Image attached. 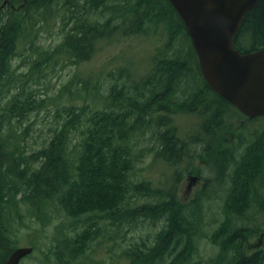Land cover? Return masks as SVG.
Instances as JSON below:
<instances>
[{
	"label": "trees",
	"instance_id": "obj_1",
	"mask_svg": "<svg viewBox=\"0 0 264 264\" xmlns=\"http://www.w3.org/2000/svg\"><path fill=\"white\" fill-rule=\"evenodd\" d=\"M2 8L0 264L18 247L17 232L25 227L20 219L23 206L42 225L49 220L47 214L53 208L84 223L77 231L73 229L74 235L63 233L44 251H39L35 243L28 245L33 247V253L44 255V264H75L93 241L107 236L108 226L119 229L138 219L164 224L151 239L123 249L118 255L123 264H205L203 259H196L200 238L209 239L218 248L211 264H264V252L242 255L243 240L256 231L244 226V220L252 217L249 212L254 210L253 198H259L255 184L264 185V129L248 143L240 158L231 150L220 153L215 144L210 146L223 109L232 106L203 80L190 38L168 1L25 0L20 11H8L6 15ZM59 24L61 42L53 49H42L39 35L50 34ZM158 31L162 38L151 52L150 65L143 75L134 76L126 65L118 66L109 73L112 82L105 88L106 93L100 92V85L90 79L75 77L63 89L65 104L58 107L56 124L49 129L48 137L39 148H28L30 128L18 127L43 103L28 87L45 76L46 67L59 59L78 66L99 52L102 41L117 35L150 36ZM234 45L241 52L264 48V0L247 11ZM16 57L22 58L21 65H27L25 72L13 66ZM191 83L196 87L185 93ZM210 94L214 96L210 103L198 106L200 111L213 107L198 134L210 136L209 141L197 136L190 141L180 138L171 121L173 115L195 110V102ZM182 95L186 101L178 103ZM259 120L264 122V118ZM147 133L153 141L148 151L153 152L154 161L161 160L173 170L168 187L165 183L153 187L149 180H132L140 155L133 153V140ZM196 146L200 152L191 150ZM205 146L210 150L209 165L215 178L230 180L231 184L221 220L210 234L205 230L210 225L204 209L208 188L196 192L188 202L177 198L179 180L183 173H194L193 159H201ZM229 167L232 169L227 174ZM140 197L149 199L138 204ZM259 200L263 210L264 198L256 201Z\"/></svg>",
	"mask_w": 264,
	"mask_h": 264
},
{
	"label": "rangeland",
	"instance_id": "obj_2",
	"mask_svg": "<svg viewBox=\"0 0 264 264\" xmlns=\"http://www.w3.org/2000/svg\"><path fill=\"white\" fill-rule=\"evenodd\" d=\"M6 1L7 3L4 4ZM11 4L14 5L15 10L11 8ZM21 4V0H0V11L1 7H5L3 11L5 15L8 11H13L12 13H15V11H20L23 8L16 9ZM161 27L163 28V25H160V30L162 29ZM60 29L61 26L59 24V26L54 27L53 30L50 31V34L42 33L39 35L38 44L41 45L42 49H53L61 42L62 32ZM160 34L161 32L158 31L157 34L150 36L141 35L125 37L117 35L111 40L102 41V48L87 62H83L77 66L66 60L59 59L55 64L46 67L47 70L45 76L41 78L39 82L34 84L29 83L28 87V91H33L34 97L38 101H43V103H41V107L38 111L29 115L27 120L23 121L19 126V129H24L25 127L30 128L27 137L28 148H39L48 137L49 129L56 124L55 115L58 111V107L60 108L61 105L65 104L66 95L63 93V89L71 80L75 77H77L78 80L90 79L92 82L100 85V92L106 93L105 88L109 87L112 82V77L109 76V73L113 71L115 72V69L118 66L126 65V67L129 68L128 70L134 76L143 75L150 65L149 56L151 52L162 38ZM21 64H23L22 58L16 57L13 60V66H19L18 72H25L27 70V65ZM73 85L75 84L73 83L71 85L72 87L70 86L71 90L73 89ZM195 87L196 84L191 83L185 90V93H188ZM61 93H63V95H61ZM213 98L214 96L212 94L206 97V99L202 96L201 100L195 102L196 111L192 110L190 112L173 115L171 121L175 124L177 134L180 138H185L190 141L197 136L205 141V135L198 134L200 133L199 130L201 129L203 120H205V117L207 118V115L213 107L210 108L211 110L207 109L200 111L198 106L205 103L209 104ZM95 100H97V98ZM185 101V95H182L179 97L178 103H183ZM88 102L91 103L90 100H88ZM223 111L224 112L221 114V123H224L225 127L222 129V136L226 135L229 137V134L233 132V128H236L241 124L242 117L238 112L234 113L231 108L223 109ZM252 123H254L253 126H256V123L264 124L261 120ZM242 128L245 129V126ZM133 142L135 143L132 148L133 153L140 155L135 161V173L132 176V180L136 182L149 180L153 184V187H162L165 183L168 187L173 180V170L161 160L154 161L153 152L148 151L153 145L150 133L136 137ZM192 149L200 152V148L197 146L192 147L191 150ZM200 154H202V151ZM204 160L205 158L202 155L201 159L194 158L192 163L194 169L192 175L201 178V185H197L191 194L185 195L184 191L188 185V182L186 181L188 174L183 173L177 187V198L179 201L188 202L194 198L196 192L203 188H208L206 191L207 193L205 194L207 198L205 199L204 209L207 212L206 221L211 226H208L207 228L205 227V230L207 231V234H210L218 225L219 220H221V208L225 197L222 193H226V191L230 189L231 184L230 180H228L226 183L224 182L223 186H220L218 180L215 178L216 174L212 171L211 165H209L211 159L208 158L206 161ZM147 199L149 198L140 197L137 199V202L138 204H142L148 201ZM20 211V219L25 224V227L17 232L20 240L17 245L18 247L28 246L35 243L36 246L39 247V251H44L46 250V247L54 245V240L62 237L63 233L67 236H72L74 235V231H77L84 225L80 219L74 220L68 218L56 208L48 211L47 216L49 220L45 222V225H42L35 216L31 215L25 206H23ZM249 215L252 217L244 220V226H247V228H252L257 222H261V220L258 219L260 214H258L256 210L250 211ZM254 219H258L255 221L256 223L253 222ZM103 224V222H100L99 226L103 227ZM163 224L164 221L152 223L150 220L138 219V221L134 223H125L121 225L119 229L108 226L107 236L104 238L99 237L97 240L93 241L90 244V249L87 250L86 255L80 257L75 264H93L94 262H101L104 264H123L124 261H121L118 258L119 253L121 254L123 249L128 248L143 239H151V237L161 229ZM240 224L241 223L239 222L237 226ZM73 229L75 230L73 231ZM196 250L198 251L196 259L201 258L204 260L203 262H205V264H211L210 260L216 255L218 248L213 245L209 239L200 238L196 245ZM30 256L31 257L24 258L20 264L45 263L43 261L44 255L40 254L38 251ZM52 263H54V261H52Z\"/></svg>",
	"mask_w": 264,
	"mask_h": 264
},
{
	"label": "water",
	"instance_id": "obj_3",
	"mask_svg": "<svg viewBox=\"0 0 264 264\" xmlns=\"http://www.w3.org/2000/svg\"><path fill=\"white\" fill-rule=\"evenodd\" d=\"M166 1L185 27L209 89L249 119L263 117L264 48L241 52L234 45L244 16L259 0ZM197 179L188 176V186ZM32 251V247H17L4 264H19Z\"/></svg>",
	"mask_w": 264,
	"mask_h": 264
},
{
	"label": "flooded vegetation",
	"instance_id": "obj_4",
	"mask_svg": "<svg viewBox=\"0 0 264 264\" xmlns=\"http://www.w3.org/2000/svg\"><path fill=\"white\" fill-rule=\"evenodd\" d=\"M21 2H22V4L16 9H20L23 7L25 0H21ZM5 3H7V1ZM10 6L12 9L15 10L14 5H10ZM4 8H2V9L4 10ZM230 108L233 110L234 113L238 112V114L242 117L241 124L238 127L233 128V132L229 134V137H227L226 135L222 136V129L225 127L224 126L225 124L219 123L217 126H215L214 130L216 131V133H214V135H212L213 139L210 138V143H211V145L215 144V147H216L215 149L217 152L223 153L226 150H231V152L234 154V156H236V158H240V156L244 153L245 148L248 146V143L254 141L255 136L260 135V133L264 129V124L256 123V126H253L254 123H252V122H255L261 118H264V116L249 119L247 116H245L240 111H238L235 107L232 106ZM244 126H245V129L242 128ZM209 137L210 136L205 135V140L209 141ZM204 150H205V153L203 156L205 158L204 161H206L208 158L210 159L209 152H208L210 150H208L207 146H205ZM230 172H231V168L229 167V169L226 170V173L229 174ZM197 178L198 179L196 180V183L193 185V187L192 186L189 187L188 185L186 186V190L184 191L185 195L191 194V192L194 190V188L197 185H199V184L201 185V183H202L201 178L200 177H197ZM227 181L228 180L224 181V179H222V181H218V183L220 184V186H223L224 182L226 183ZM258 185L259 184H256L254 186L255 187L254 191L258 192L259 198H264V185L263 186H258ZM228 191H226V193ZM226 193H222V194H224V196H226ZM258 199L253 198V200H254L253 201L254 202L253 203V209L256 210V212H258V214H260V217H258V219L261 220V222L256 223L255 221H257L258 219L257 220L254 219L253 222L256 224L254 225L255 227L253 226L251 228V230H256L255 233L252 235V237H250V238L248 237V239H246L245 241L243 240L242 255L245 257H250L253 254L264 252V209L263 210L261 209L262 208L261 207V204H262L261 200L256 201ZM224 201H225V197H224ZM223 206H224V202H223L222 208H223ZM221 214H222V210H221Z\"/></svg>",
	"mask_w": 264,
	"mask_h": 264
},
{
	"label": "bare ground",
	"instance_id": "obj_5",
	"mask_svg": "<svg viewBox=\"0 0 264 264\" xmlns=\"http://www.w3.org/2000/svg\"><path fill=\"white\" fill-rule=\"evenodd\" d=\"M84 2V1H83ZM35 3V2H34ZM53 4H54V1H53ZM52 4V5H53ZM82 5V4H81ZM2 8V7H1ZM15 8V7H14ZM41 8V7H40ZM55 8V7H54ZM38 9V8H37ZM53 11V10H52ZM51 11V12H52ZM57 12H58V10H56ZM32 12H33V10H32ZM3 13V12H2ZM60 12H58V14H59ZM51 14H53V13H51ZM33 15V14H32ZM35 15V14H34ZM38 16V15H37ZM35 17V16H34ZM179 17V16H178ZM31 18H32V16H31ZM52 18V17H51ZM55 19V18H54ZM58 19H60V18H58ZM53 20V19H52ZM0 21H1V19H0ZM4 21H5V19H4ZM3 21V22H4ZM55 21V20H54ZM2 22V23H3ZM5 24V23H4ZM51 27V26H50ZM49 30V29H48ZM17 39V38H16ZM17 42V41H16ZM16 46V45H15ZM19 46H20V44H19ZM17 48V47H16ZM19 49V48H18ZM16 50V49H15ZM12 66V65H11ZM147 79V78H146ZM137 80V79H136ZM140 84V83H139ZM139 84H138V86H139ZM116 85V84H115ZM102 86V85H101ZM106 87V86H105ZM116 88H119V85L117 86L116 85ZM175 89V88H174ZM101 90V89H100ZM99 91V90H98ZM8 96V95H7ZM172 97V96H171ZM176 98V97H175ZM61 99V98H60ZM177 100V99H176ZM168 101V100H167ZM60 102V101H59ZM61 103V102H60ZM137 103H139V102H137ZM2 106V105H1ZM13 120V119H12ZM170 121V120H169ZM13 122V121H12ZM173 123V122H172ZM169 125H170V123H169ZM174 125V124H173ZM13 126V125H12ZM13 128H14V126H13ZM17 128V127H16ZM19 128V127H18ZM175 130V129H174ZM18 134V133H17ZM175 137V136H174ZM19 138V137H18ZM10 142V141H9ZM189 147V146H188ZM187 147V148H188ZM21 148V147H20ZM10 149V148H9ZM23 151H24V149H23ZM188 151H190L189 149H188ZM131 159V158H130ZM194 160V159H193ZM128 167V166H127ZM178 171V170H177ZM132 176V175H131ZM184 183V182H183ZM256 185V184H255ZM63 188H65V187H63ZM183 188V187H182ZM191 189V188H190ZM55 195V194H54ZM57 196H59L58 194H57ZM193 199V198H192ZM52 200V199H51ZM55 204V203H54ZM61 208V207H60ZM44 213V212H43ZM69 218V217H68ZM78 229V228H77ZM90 232V231H89ZM148 232V231H147ZM98 238V237H97ZM96 239V238H95Z\"/></svg>",
	"mask_w": 264,
	"mask_h": 264
}]
</instances>
